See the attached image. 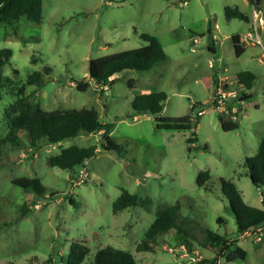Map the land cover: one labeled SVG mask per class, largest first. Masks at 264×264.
Returning a JSON list of instances; mask_svg holds the SVG:
<instances>
[{"label": "rangeland", "instance_id": "rangeland-1", "mask_svg": "<svg viewBox=\"0 0 264 264\" xmlns=\"http://www.w3.org/2000/svg\"><path fill=\"white\" fill-rule=\"evenodd\" d=\"M225 3H236L252 15L250 0H42L39 21L0 22V48L12 50L1 73L11 87L43 65L51 67L41 86H25L27 109L34 103L46 110L93 107L111 124L109 134L120 145L119 153L103 149L101 131L38 146L30 145L21 131L19 145L3 142L0 264H66L74 241L89 248L85 264L105 246L128 250L137 264H199L212 257L217 264H264V224L246 234L238 232L219 182V177L231 180L247 204L264 208L262 189L251 182L245 163L264 136V22L258 29L261 43L246 45L237 56L231 35L246 33L250 22L226 19ZM259 8L264 21V0ZM140 33L156 36L166 59L149 70L124 69L112 76V82L89 79L90 58L142 46L146 42ZM193 35L199 37L196 51L191 50ZM210 45L214 52H208ZM245 69L255 78L249 89L237 88L238 94L244 93L243 103L236 112L215 110L211 103L215 82L212 85L209 77L218 71L229 81ZM83 80L88 86L77 89L75 82ZM235 81L226 82L236 88ZM153 90L167 95L161 115L194 116L203 110L195 141L186 140L189 130L157 128L148 112L131 115L134 95ZM10 99L8 93L0 97V138L8 131L5 107ZM219 114L237 117L238 126L222 129ZM92 143L97 149L84 161L82 175L81 165L63 169L47 163L63 147ZM205 170L210 179L199 186L197 175ZM21 176L36 178L42 193L11 182ZM122 188L150 204L113 212L112 203ZM175 202L186 234L171 229L156 236L153 251H137L157 213ZM206 228L243 248L245 258L226 262L228 249L223 244L222 252L204 247ZM183 237L189 246L181 244Z\"/></svg>", "mask_w": 264, "mask_h": 264}, {"label": "trees", "instance_id": "trees-1", "mask_svg": "<svg viewBox=\"0 0 264 264\" xmlns=\"http://www.w3.org/2000/svg\"><path fill=\"white\" fill-rule=\"evenodd\" d=\"M251 4L258 7L260 0H250ZM42 0H0V22L11 23L20 18L32 21L41 19ZM223 12L226 19L237 18L249 22V17L241 11L236 5H224ZM140 37L146 43L142 46L112 52L109 54L90 58L87 64V74L90 80L95 83L112 82V76L124 69L149 70L158 62L166 59V53L162 48L160 41L156 36L149 33H140ZM233 49L238 56L244 50V43L238 33L231 35ZM12 50L8 47L0 48V97L2 93H8L10 104L5 107L8 118V131L0 138V154L3 142H10L12 145H19V132L24 131L28 137L30 145L38 146L42 143H53L63 139L75 137L79 134H89L101 131L103 141L100 145L105 150H112L119 153L120 145L115 143L109 134L111 124L101 119L99 112L93 108L87 107H66L43 109L39 103L30 105L27 109L25 103L26 95L24 89L26 85L34 84L41 86L44 83V74L51 71V67L43 65L42 70H35L26 74L23 81L11 82L8 76L1 73L2 67L9 61ZM255 75L250 70H241L236 73V84H241L249 89L254 81ZM88 80L76 81L75 87L84 90L88 86ZM129 84H134V79L129 80ZM242 94H244L242 92ZM167 95L164 91L153 90L134 95L131 100V115H137L141 112H148L153 115L157 128H167L172 130H189L191 135L186 138L188 142L196 140L195 128L200 114L196 112L194 116L185 114L182 116H164L161 115L162 101ZM193 103L190 107L192 110ZM25 108V110H23ZM19 112L18 114H14ZM14 114V115H12ZM220 125L224 130H231L238 126V118L230 119L222 114L218 115ZM206 148V146H204ZM97 144L92 143L87 146H78L71 144L63 147L54 155L47 159L50 166H56L63 169H70L73 166H84V161L95 154ZM245 163L248 167V174L251 182L259 189L261 188L262 202L264 203V136L259 140L256 153L251 157H246ZM210 179L207 170L200 171L196 178L199 186H204ZM11 182L22 188H31L37 193H42V187L39 181L34 177H13ZM221 190L228 201V207L234 217L238 232L247 229L257 228L264 224V208L255 207L247 204L241 197L240 192L231 180L219 177ZM73 202V198H70ZM148 206L149 199H141L136 193H130L122 188L120 194L112 203V211L135 206ZM24 205L22 210H24ZM179 219L178 202L159 211L153 221L145 230L144 238L137 243V251H153L156 236L174 229L178 234H186L184 227L181 226ZM221 221V217L217 218ZM182 222V221H181ZM188 241L183 237V243ZM227 242V243H226ZM204 247L208 246L218 252H222L219 247L223 244L228 252L225 261L229 262L235 259H244L246 251L233 241H228L224 234L214 232L208 228L205 229L203 241ZM89 248L81 241H74L69 247L66 257V264H85V256ZM217 258L198 260V263L208 262V264H217ZM90 264H137L133 255L128 251L111 246L99 248L93 254Z\"/></svg>", "mask_w": 264, "mask_h": 264}, {"label": "built area", "instance_id": "built-area-1", "mask_svg": "<svg viewBox=\"0 0 264 264\" xmlns=\"http://www.w3.org/2000/svg\"><path fill=\"white\" fill-rule=\"evenodd\" d=\"M263 18L261 16V10L259 7H255L252 5V18H251V23H250V29L242 35L243 40L247 44H257L261 43V40L258 35V29L261 28L263 24ZM191 50L196 51L197 48L195 47L196 44L199 43V37L197 35H193L191 38ZM241 90L244 87L241 84H237L236 88L231 87L227 84L225 81V78H218L217 81L215 82L213 92H212V98H211V103L212 106L217 110L218 112H236L237 109L236 106L238 107L239 104L243 103V97L241 95L244 94H238L237 88H240ZM229 99H231V102L229 103ZM229 105H232L229 107ZM202 109H198L197 113L201 114ZM80 175H82V171H84V167L79 169ZM248 230H244L242 234L248 233Z\"/></svg>", "mask_w": 264, "mask_h": 264}, {"label": "crops", "instance_id": "crops-1", "mask_svg": "<svg viewBox=\"0 0 264 264\" xmlns=\"http://www.w3.org/2000/svg\"><path fill=\"white\" fill-rule=\"evenodd\" d=\"M250 3H251V1H250ZM227 3H225L224 5H226ZM261 4V0H260V3H259V5ZM233 5H236L238 8H239V6L236 4V3H233ZM252 5V4H251ZM259 5H258V7H259ZM240 9V8H239ZM242 11V10H241ZM244 12V11H243ZM245 14H247L246 12H244ZM248 15V14H247ZM251 16L252 15H248V17H249V22L251 23ZM207 32H209L210 34L211 33H213V30L211 29V27H209L208 29H207ZM239 35H240V37H241V40H242V42L244 43V50L246 49V45H253V44H247V43H245L244 42V40H243V37H242V35L240 34V33H238ZM214 35V34H213ZM207 50H208V52H214L215 51V46L214 45H210V46H208V48H207ZM244 50H243V52H244ZM210 64H212L211 63V61H209V65ZM210 80H211V83H212V85L214 84V82H216L217 81V79L218 78H225L226 79V81L227 82H234L235 81V78H236V74H235V77L232 79V80H227L228 79V76L227 75H222L221 74V72H218V71H215L210 77ZM229 86H230V83H227Z\"/></svg>", "mask_w": 264, "mask_h": 264}]
</instances>
